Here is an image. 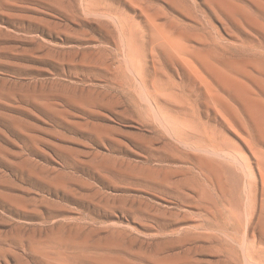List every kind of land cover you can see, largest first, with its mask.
<instances>
[{
	"label": "rangeland",
	"instance_id": "rangeland-1",
	"mask_svg": "<svg viewBox=\"0 0 264 264\" xmlns=\"http://www.w3.org/2000/svg\"><path fill=\"white\" fill-rule=\"evenodd\" d=\"M176 4L0 0V264H86L87 257L94 260L88 264H264L260 194L245 185L241 168L228 174L232 190L205 221L166 188L124 174L142 163L180 169L201 148H233L217 132V105L188 72L208 78L201 57L221 71L220 54L257 60L239 78L264 101V36L241 31L202 0ZM149 19L172 38L187 31L201 39H183L191 55L177 58ZM71 91L102 102L74 104ZM44 103L56 113L45 112ZM106 237L121 242L106 247Z\"/></svg>",
	"mask_w": 264,
	"mask_h": 264
},
{
	"label": "bare ground",
	"instance_id": "bare-ground-1",
	"mask_svg": "<svg viewBox=\"0 0 264 264\" xmlns=\"http://www.w3.org/2000/svg\"><path fill=\"white\" fill-rule=\"evenodd\" d=\"M168 1L173 7H176V8L178 7L176 4L177 0H168ZM202 1L207 4V6L211 9V11L213 13L217 14V12H218L219 14L223 15L230 23H232V25H234L236 28L240 29L241 31H244L245 29H251V30H254L256 32L261 33L264 36V0H202ZM129 6L133 8L134 2L129 1ZM156 16H155V18H156ZM152 17H154V16H152ZM153 23H151V21L149 19V24H151V26L150 25L149 26H150V28L153 27L152 29H154V31H155L157 40H159L158 42L159 43L161 42V44L165 48L174 52L175 55H173V56L180 58L183 55H191L189 53L190 51H188V49L184 46L183 39H188L189 36H190L189 38H191L194 35L197 38H200L199 36H197L194 33H193L194 35L193 34L188 35V34H186L187 33V31H186L184 33V36H182V37L180 36L179 39H175V38H172V37L160 32L161 29H159L158 26L155 23L154 24ZM159 46H161V45L159 44ZM211 51H212V49L209 50V53H207V55H211V54L216 55L219 53V52H216V54H215L216 50L212 51V52ZM193 54H195V56H198L197 54L202 55V53L200 54L199 52H197V53L195 52ZM227 55H229V54H227ZM221 56H223V55L220 54V57L218 55L217 59L221 63L220 64L221 68L223 67L222 70L224 69L225 71H221L219 68L220 66L215 64L212 60H210V61H212V65H215V66L217 65L216 67H218L219 69L211 66L210 61H208V62L205 61L206 59L208 60L207 57H206V59L204 57H201V59L198 58L199 60H201L200 64H202V66H201L202 69L208 75L207 79L203 76L194 74L192 69H190V68H187V69L189 70L188 72L195 77V79L197 80L196 82L199 83L201 85V87L203 86V89L206 92V94H205V96H207L206 98L212 104L217 105L218 110L216 112H217L219 118L221 119V123L217 125L218 126L217 132H218L219 136L222 138V140L225 143L230 144L231 147H233V148L229 149L228 152H226L227 151L226 149H224L226 151L223 152L221 150L214 151V150H210V149L207 151V150H205V148L204 149L201 148L202 151L204 150V153H205V151L208 152L209 156H207V154L205 155L204 153H201V152H200V154H202V155H196V156L191 155V158H189L188 160H185V162L183 161V163L186 164V165L185 164H183V165H185L186 167L183 166L182 168L180 167V169L171 170L168 167L163 168V169H154L155 167L154 168L151 167L152 165L150 166L149 165L150 163L145 164V165H144V163H142L143 165H141V166L139 165L140 167H138V164L136 165V167H134L135 165L134 166H132V165L127 166V168H126L127 171L124 174L130 175L132 173L131 175H134L133 173H136V174L140 175V177L142 178V181L144 179V180H146V182L153 183L155 186L166 188L167 194H170V196H174V198L177 200V202H179L181 205L187 206V208L192 209L193 211L196 212V213L195 212L190 213L193 217H196L201 221H205L208 215H210L213 212L218 211L222 195L226 191L228 193L229 189L231 188V185L229 183H227V181H226L228 179V174L232 173L233 170L239 171L241 168L242 170H244V173H245L244 176L247 178V180L245 179L246 180L245 185L249 189H253V187H255V190L259 191L258 193L260 194V201L258 204L259 210H258V215H257V223H258V222L263 220L262 215L264 213V101L260 97H258L255 94V92L252 91L239 78L240 76L246 74V71H248V70H246V68L248 69L250 67H253L254 64H257V63H255L257 60L253 63V65H251L252 62L249 64L247 63L248 61L247 62H244V61L240 62L241 58H240V60L239 59L236 60L239 62H235V59H232V60H234V62H233V61H230L229 59H226V58H225L226 60L225 59L221 60V58L223 59V57L225 55L223 57H221ZM202 58H204V59H202ZM213 58L216 59L215 56ZM219 58H220V60H219ZM227 58H229V57H227ZM262 63H264V62L262 61ZM258 65H260V64H258ZM248 66H250V67H248ZM263 67L264 66H261L260 68H262V70H264ZM260 68H258V69H260ZM262 72H264V71H262ZM208 79L210 80V83L212 81V84L216 85V87L220 90V92H221V94H223V96L220 93L218 94V93H215V91H212L215 89L211 87V84L208 82ZM258 84H257L259 86L258 89L261 91L262 94H264V87H262L260 83H258ZM61 90H63V89H61ZM71 92H72V94L69 93L70 94L69 96H68V92H67V96L70 97L67 99L70 100V102H72L74 104L83 103L84 105H86L88 107H92V106H95V104L102 102L98 99V98H100L99 96L97 97V96L91 94V92H85V91H83V92L81 91L80 93L79 92L76 93L77 91L76 92L71 91ZM224 95H226L227 98H225ZM61 97L64 98V96H61ZM207 103H208V101H207ZM68 104H70V103H68ZM209 104H207V105H209ZM235 105L238 107V109L235 108ZM211 107H213V106L211 105ZM211 107H210V109H211ZM215 107H214V110H215ZM43 108H44V111L47 113H50V114L56 113L54 111L55 109H53L49 104L44 103ZM183 109H182V111H183ZM180 110H181V108H180ZM187 112H189V111L187 110ZM206 112L208 113V111H206ZM214 113H215V111H214ZM182 114H183V112H182ZM182 114H181V116H182ZM241 114H242V117H240ZM215 115H216V113H215ZM207 116H208V114H207ZM215 117H217V116H215ZM213 120L215 121V119H213ZM174 133H173V135H174ZM98 134H99V131H98ZM100 135H102V134H100ZM175 139H177V138L175 137ZM235 139L238 142H235L234 141ZM205 140L207 141V139H205ZM212 140H213V138H212ZM213 142H214V140H213ZM202 144H204V143L202 142ZM209 144H211V143L209 142ZM216 146H217V144H216ZM209 147H210V145L208 146V148ZM211 148L213 149V147H211ZM218 151H220V152H218ZM221 152H223V153H221ZM149 156H150V154H149ZM149 156H147V158ZM177 157H178V155H177ZM147 158H145V159L147 160ZM151 160L149 162H151ZM172 177H174L175 180H172ZM170 178H171V180H170ZM169 180H170V182H168ZM143 184H144V182H143ZM149 185H152V184H149ZM246 186H244L243 187L244 189L243 188L242 189L245 191V193H248V192H246L248 189L246 188L247 190H245ZM144 187L146 188V186H144ZM167 187L170 188V192L168 191ZM230 190H232V189H230ZM147 192L150 193V191H147ZM224 196H225V199L228 201V197L226 196V193ZM258 199H257V201H258ZM210 223H211V221H210ZM163 225H165L167 227L169 225V223L166 222V224L164 223ZM72 230H74V229H72ZM59 231H60V229H59ZM62 232H60V233H62ZM94 232L95 231L93 230V233ZM110 234L112 235V233H110ZM68 235H70V232L68 233ZM74 235H71V237L70 236H68V237H70L71 239L76 238V236L74 237ZM117 235H119V233H117ZM59 236H60V234H58V236H56L55 239H59ZM61 236H62V234H61ZM119 236H122V235L120 234ZM78 237H79V235H77V238ZM63 238L64 237H62L61 239L58 240V241H61V243H59V245H61L62 243H65L64 242L65 240ZM62 240H63V242H62ZM110 240H113V241L108 242ZM118 241H120V240H117V239L115 240L114 237L113 238L109 237V240L106 237V239H104L103 242H106L105 244L107 247V246H110V244L119 246ZM83 242H85V241H83ZM85 243H87V242H85ZM98 243L99 244H97V243L96 244L99 246L104 244V243L100 244V242H98ZM107 243H109V245ZM79 244L80 243H78L77 245H79ZM82 245H84V244H82ZM79 246H81V245H79ZM69 248L74 250V252H77L74 249L75 247H73V245H72V247L70 246ZM81 252H83V251L81 250ZM78 253H79V255H81L80 251ZM77 255H75V256H77ZM59 256L61 257V254H58L57 258H60ZM79 258L81 260L84 259L82 257H79ZM92 258H90L91 262L94 261ZM55 259H56V256H55ZM64 259H65V257H64ZM67 259H69V258L66 257V260ZM73 259H74V261L76 259H77V261L78 260L81 261L78 258H76V259L73 258ZM90 259H88V257H87V259H84L83 261L87 260V263L86 262L85 263L88 264V261H90ZM95 260L97 261V259H95ZM77 261L75 263H77ZM99 261H101V259ZM91 262H89V263H91ZM80 263H82V262H80ZM122 263L128 264L125 261H122Z\"/></svg>",
	"mask_w": 264,
	"mask_h": 264
}]
</instances>
